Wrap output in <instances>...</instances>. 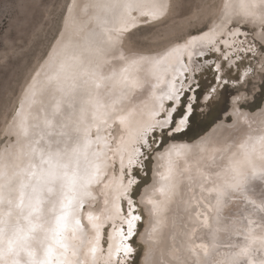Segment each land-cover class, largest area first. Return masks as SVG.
Listing matches in <instances>:
<instances>
[{
    "label": "rangeland",
    "instance_id": "1",
    "mask_svg": "<svg viewBox=\"0 0 264 264\" xmlns=\"http://www.w3.org/2000/svg\"><path fill=\"white\" fill-rule=\"evenodd\" d=\"M69 2L70 0H0V150H2L4 146L8 143V139H9L7 137L8 133L6 132V134L4 135V132L5 130L8 131L10 127L9 124H12V122L15 119L14 117H16V113H18L20 109L19 104H21L20 101H22V98H21L23 97L22 94L24 93L28 84H30L31 79L37 72L42 62H44V60L49 55L51 49L53 48L55 42L57 41L63 29L65 15L68 9ZM252 2H254V0ZM258 2H260V4L261 3L264 4V0H259ZM223 6H224V0H168L169 8H167V11H166L167 13H165L166 15L164 14L162 16L163 18L160 17L156 19V21L154 20V22L152 19L151 20L152 22H151V21H148L146 17H143L141 18V21H140L141 23L138 20L137 21L138 23H136V25L132 27L133 29L132 28L128 29L131 32L126 30L128 32L125 31L119 35V38H120L119 43L116 45V49L114 50V51L118 50V52L117 51L114 52L116 57L113 58V60L112 59L110 60L111 63L122 62L132 56H136L140 54L155 55V56L158 55L157 60L160 61L163 58L161 60L163 61L165 59H168V57H171V55L173 54H176V53L179 54L183 52L182 54L183 56L181 55V57H178V61L182 60V61H179L178 63V66L180 69L177 72H175L174 77L172 75L170 79L172 83V86L170 85V89H169L170 91H179L183 89V91L181 92V94L182 93L183 94L180 95L181 98L179 99L178 104H176L175 111L171 113L170 123L175 124L177 121L180 120L181 117L184 116L185 104L190 102L192 106V112L187 118V128L182 133L170 136L169 134L170 131L168 130V128L165 127L164 125L162 126L159 125V123L164 122L165 113L168 111L169 106L173 102L167 99H162L169 92H166L165 90L166 85L162 88L161 85L157 84L158 83L157 78H144L142 79L143 81L140 79V83L141 82L143 83V84L141 83L142 85H140V83L137 85V86L140 85V87H135L136 86L135 85L133 90H131L132 93L131 92L122 93L121 96L119 95H116L115 97L113 96V98L115 99H112V98L110 99L112 90L111 88L107 86L106 89L107 90L109 89L108 91L110 93L107 92V90L105 89L106 90V92L104 91L105 95H102V105H100L101 103L99 104L101 108L100 106H98L99 109L92 110L89 112V114H87V116H84L85 119L82 125L85 123H86L85 125H88L89 123L87 124V121L89 122L91 118V120L93 121V122L92 121L90 122L91 127L89 128L87 135L84 134L86 137L89 134L90 138H86L84 136L83 142H86V141L88 142V140L89 142L92 141V146H93L92 149L94 151V154L96 153L95 154L96 158L98 157L100 162L107 160L106 162L108 163V166L110 167V170L108 172L110 173V175L108 173L105 174L104 172H102L98 180V182L100 181L99 182L100 185L98 183L95 184L93 186L95 190L93 188L92 192L95 193L96 191L94 196L99 197L101 196V193L100 191H98V189L103 187L104 183H107L109 185L114 184V186L108 185V187H110L109 192L112 193L111 198L113 200V204L112 206H111V203H110V206L109 205L104 206L101 203L102 199L99 200L100 197L99 198L95 197V200L92 199L89 202L87 201L88 203L84 202V204H82L81 209L83 213L85 214L83 215V218H82V211H80L81 214H78L80 218L79 216H77V218H79V220L82 222V223L80 222V226L83 228L81 229V227L79 226L81 231L78 230V233L75 232L78 234V235L76 234L77 236L75 235V233L73 234L72 232L73 228L71 229V226H69L71 224L67 226L68 228L66 227L62 229L61 231L60 229H57L55 218L60 211V202H54L52 206L48 205L46 209H45L44 204H42L41 205V213H42L41 216L39 214L40 217L36 219L38 214L35 212H34L35 215L32 216V222L33 224L36 225V227L32 231L30 235V239H28L30 246L27 245L25 247V254H22L20 256V264H33V262L45 261L47 258L49 259L51 258L50 261H52L53 264H56L57 259L59 257L63 258V261H64L61 264H66V263L68 264V262L69 264H73L75 262H81V264H87V263L88 264H116V263L117 264H122V263L123 264H143L142 258L144 257L145 253L148 250L144 244H141V237L147 225L150 227L151 231H152V227L153 228L155 227L156 223L154 222L155 221L154 219H156L155 217H157V213L151 210L152 204L150 202L148 203L147 201V205L150 204L148 207L150 208L149 211L151 213V217H149L148 215L146 216V213H147L146 208L145 206L142 207L143 205L140 202V199H141L142 189H144L146 186L147 187L150 186L152 183L153 175H154V172H153V162L154 161L153 160H154L155 155L158 153H162L164 150V147H166V145L171 140L192 141L196 139L197 137L201 136L213 124H215L217 121L223 118L225 113L231 109V107L229 108V104L231 103L232 105L233 100H236L237 104L242 110L252 112V113L257 112L263 105L262 103L264 102V25H263L264 23L261 22L258 18L254 19L253 22H250L248 20L249 21L248 23L246 21H245L246 23L245 22L244 23L243 22H231V25H228L226 27L227 29V31L225 29L226 32L221 34L220 32L217 31V28H216L215 30L216 33L213 34L211 33L212 24L217 25L218 27L222 26L221 22H219L220 21L219 18L222 15L221 14L222 11H224L225 9L223 8ZM225 12L223 14L226 15ZM133 13L136 15V11H134ZM240 16L241 18L244 17L242 15ZM250 17L251 16H249V18ZM254 23H258V25L257 24L253 25ZM232 29L235 32H239L238 34L236 33L237 37L234 31L232 32ZM257 30H258V33H257ZM126 33L127 35H125ZM122 34H124V36H122ZM213 35L215 37H213ZM184 36H187V37H184ZM258 38L260 39L258 40ZM226 43H227V46L225 47L224 44L226 45ZM118 46H122L121 49L120 48L117 49ZM122 52L123 54H118ZM120 55L123 56V59L121 58ZM230 60H232V63ZM219 72H222V74ZM146 82H149L148 84H150V87L154 86L155 87V88L153 87L154 90L152 88L150 89L149 85ZM186 87H188V89L190 88L194 89V91H192L191 93V97L189 96V91ZM148 88L150 89L149 93L151 92L154 94L155 92L156 93L158 92L157 96L154 97L156 94L152 95L151 93L150 95L148 93ZM213 89L214 91H212ZM124 90L125 89H123L122 91L124 92ZM139 90L143 92H140ZM146 92L148 94H144ZM130 94L132 95L130 96ZM141 94H142V97H141L142 99L140 102L139 101L140 99L138 97ZM143 94L145 95V97ZM106 95L108 96L109 99L107 98ZM117 96L121 98L119 99ZM136 97H137V100L135 99ZM105 99L106 101L107 100L112 101L111 104L110 102H106ZM143 99H145L146 101ZM149 100L151 102L153 100H156V104L154 106L152 115L151 113L149 114V111H148L149 110L148 107L151 104L145 105L143 102L145 101L146 103L149 104L150 103ZM128 101H131V103H129ZM138 101L140 103H138ZM142 102L144 104L143 106H142ZM137 103L139 104V106ZM95 104L97 107L98 103L94 102V105ZM161 104L163 105V108H161ZM114 105L116 108L114 107ZM122 105L124 106L126 105V106L123 107ZM129 105L133 106V109L135 110H136L135 106L137 105V108L139 107L138 109L142 112V114L144 115V113H146V116L149 117L147 118L146 121L141 122L139 128L136 130L135 140H132L130 142L128 141L125 143V144L128 143L127 146L131 147V149H133L134 147L136 151V154H135L136 159L131 166L126 165V162L124 160L126 158V156H124L126 151L124 153L122 151L123 144L120 143L119 144L121 145L120 147L117 144V140L113 139L115 138L116 131H117L116 128L119 126L118 124H120L121 121L123 123V120H120V119H123L125 117L122 114L123 108L125 109L124 111H126L129 109L130 107ZM103 110L104 112H101ZM99 112L103 113V115L105 114L101 120H100L101 113L99 114ZM87 118L89 119L86 120ZM103 118L105 119L111 118L112 123L106 125L105 128L104 127L100 128L99 124H102V123L104 124L106 121ZM227 119L228 121H231L233 117L229 116ZM241 122H242V126L238 128L239 130H242L243 128L246 127L249 129V131L253 135L254 134L256 135V133L260 134L261 132L262 134L260 135L261 136L260 143L264 144V112L262 114H259L258 116L247 115L242 118ZM85 125H83V127ZM96 129L100 131L98 132L97 130L98 134L96 133V136H95ZM114 130L115 132H113ZM107 133H109L110 135ZM111 135H114V137ZM234 136H235V133L231 134L230 138H234ZM98 137H100L99 140L101 139L100 143L103 141L106 143L109 140L108 142L110 143L108 142L107 143L109 146L110 145L112 146V147H108L109 150L106 149L107 151L106 152L104 150L105 147L103 146V144L101 143L103 146L102 147L98 144L99 142L97 143L101 147V149L105 151V153H108L107 154L108 156L106 155L107 157L102 154L104 153V151L103 152L100 151V147L96 144L97 141L95 140L96 138L98 139ZM243 137L239 139H242V141L245 143L244 141L245 138L249 136H243ZM91 138L92 139L94 138V144H96L95 147L93 145V140H91ZM11 139L13 140L14 136H11ZM113 143L114 144L116 143L114 145L115 147L113 146ZM3 144L4 146H2ZM218 144H220V147L218 146ZM218 144L216 145V147L210 150L211 152L209 151L210 152L208 156L209 158L207 157L208 154L206 155V153L204 154V156H201V155L200 157L197 156L199 158L198 162H200V164L202 163L203 166H201L202 164L198 165L199 163L196 162L198 158L193 159L192 161L184 160L183 165H182V162L176 165L175 171L177 173H179L180 171L182 172L184 171L189 176L190 174L191 176H193L194 174H196L197 171L195 172L194 170L198 166H200V168H203L204 166L205 168L206 167L208 168V166L209 165L211 166L212 163H214L216 167L222 166L221 167L222 169L219 167L221 171L226 170L227 166L223 164V161H225V158L227 159L229 157V155L231 154V150L229 149H231V146L232 145L234 146L235 143L233 141L232 142L230 141L228 143L229 145L226 144V142L218 143ZM221 145L223 146V149H221L222 148ZM117 146L119 148L116 149ZM110 149L111 150L113 149V152ZM217 149H220V150H217ZM261 149H264V145L261 147ZM228 151H229V154H228ZM215 152L217 155L211 156L213 153L215 154ZM218 153L219 154L221 153L222 155L221 154L218 155ZM101 154H102V158L105 157V160H103L102 158H101L102 160L100 159ZM223 155H225V157ZM210 156H211V159H210ZM217 156L218 158L222 157V160L220 158L218 159ZM109 158L111 159L109 160ZM118 159H119V162L121 161L123 162L120 164L118 162ZM209 159H210V162L212 161L211 163L209 162ZM109 161H111L112 165L110 164ZM216 161L218 163H216ZM220 161L222 162V164ZM187 162L189 163V165H191L192 170L194 172H192L188 168L189 165H187L188 164ZM107 163L102 162L101 164L105 166L107 165ZM208 163L210 164L208 165ZM127 166L129 168H127ZM200 168L198 167L197 170L198 171L205 170V168L203 169H200ZM250 168L248 167V169ZM263 168H264L263 166L261 168L260 167L252 168L251 170L252 174H256V176L250 174L249 176L250 183L249 182L247 183L248 186H246L245 185L246 183L243 182L244 179L241 181L242 176H241V179L239 176V179L238 178L237 180L233 179L232 181L226 182L224 185L221 183L222 181L219 182L222 188H220L221 190H218V195L220 197L218 196V199L215 200L217 202L214 201L215 204L213 203L215 212L212 213L211 215L212 218H210V219H213V223L211 220V226L209 228H205L202 233V238L206 239L207 243L210 244L209 245V248H210L209 255L205 256L206 258L201 257V259H203L205 263L207 264H234V263L244 264V262L246 261L245 264H251V263L260 264L262 262V260H259V262H255L254 261L255 258L253 257H257L258 255V252H255L257 251L256 248H259L261 244H264V234H262L264 233V230H263L264 229V218H263L264 217V210H263L264 202H261V200L264 201L263 200L264 195L261 196V194H263V191H264L263 189L264 188V172H263L264 170H262ZM129 169L130 171H128ZM187 170L188 172H186ZM95 171H96V168H95ZM184 172L183 174H185ZM164 173L165 171L161 170L160 174H157L156 179L157 180L163 179ZM253 177L255 178L254 179L255 181H253L254 183L252 182ZM122 180H124L123 181L124 184H122L123 183L121 182ZM238 181L239 183H237ZM247 181L248 180H246V182ZM125 183L127 186L125 185ZM228 184L230 186H228ZM241 187L242 188L245 187L246 189L245 188L242 189ZM248 188H250L251 190ZM260 188H262V190ZM231 189H234L233 192L235 193L237 191H240L241 193H243V196L238 197L239 199L237 201L238 202L237 204H239L240 209L238 210V212H236V214L233 215L235 220L237 219L236 221H238L239 219H243V220L238 221V223L241 224V226H239L240 230L236 232L232 236V238L229 237V234L227 232L228 227H231L230 223L225 222L224 213H222V208H224V206L228 205V203L230 202V199L227 198V200H225V198L227 197V193L230 192ZM123 190H125L124 196L119 197L120 193ZM256 190L258 192L257 195L255 197H250L251 195L250 193ZM258 190L259 191L261 190V193H259ZM154 191H156V188L151 191V197L153 194L152 192ZM248 191H251V192L249 193ZM129 197L131 200H129ZM145 199L147 198L145 197L144 200ZM261 204L263 205V207ZM261 207H262V212H261L262 214L259 212L261 211ZM116 208H119L120 210V212L118 213V217L111 216L110 219L106 220L107 214H109V212L111 211L114 212ZM44 209L47 210L49 213L45 212ZM177 211H178V207L176 208L175 212L177 213ZM129 213H131V215H129ZM100 214L101 216H99ZM97 216L101 218H98ZM133 216H138L139 219L132 220L135 222L134 223L135 225L131 229V233H130L131 235H130L128 231V227H129L128 221L131 220ZM89 217H91V219H89ZM99 219L100 221H98ZM150 220L152 221V223ZM97 221L100 223H98ZM83 222L85 223L83 224ZM254 223L256 225H253ZM43 224H44V227H43ZM82 224L85 225V227L82 226ZM86 224H88V227H86L87 226ZM91 227H93L95 230L89 231ZM223 227L225 228L226 233L222 231L224 229ZM67 229H69L68 230L69 233L66 232ZM214 229L218 230L219 232H216V230ZM258 230H261V231L263 230V232L258 231ZM185 231H186L187 236H189L188 235L189 230H185ZM220 231L224 232L225 235L224 233H220ZM206 232L207 233L210 232V234L206 235ZM253 232L254 234H256V236L253 234ZM256 232L257 233L259 232L258 233L259 235ZM120 233L123 234L122 244L125 250L122 249L121 251L119 250L116 254H113L114 253L113 247L115 244V239L118 236H120ZM67 234H69V237H67L68 236ZM251 235H254V236L252 237ZM235 236L236 237L239 236L240 238L238 237L236 239ZM72 237H76L77 239L75 240ZM225 239H227V242ZM60 240H64L65 242L60 241ZM89 241L91 243H89ZM248 241L249 243L252 242L250 243L251 248L248 247L249 246V244H247ZM189 242H190V239H189ZM243 242H247V243L246 244L244 243L243 245ZM152 244L154 245V247L152 246ZM227 244L230 245V247H227ZM254 244L255 246H253ZM218 246L219 247L222 246L221 251H224L223 256L222 254H220L221 257L219 255V258L217 256L218 255L217 251L219 250ZM233 246L235 247L233 248ZM75 247H76V252H78L77 254L73 252ZM83 247H86V248H83ZM237 247L239 251L241 249V252H243L242 256L240 252L239 257H237V253H239L237 252L238 251ZM48 248H51V254L47 253L46 250ZM55 248L56 249L58 248V249L56 250ZM214 248L216 249L214 250ZM156 251H157V241H155L154 239L153 243H151V248H150L151 256ZM249 251L252 253H249ZM245 252L246 253L248 252L250 255L246 254ZM253 252L255 255L253 254ZM79 253L80 255H78ZM82 253L84 254L83 256H82ZM240 256L241 257L244 256V257L240 259ZM70 257L73 259H71ZM181 257L182 255L180 256L179 259H174L172 261L175 262L177 260L176 262L178 263L182 262L183 260L181 259ZM247 257L249 258L247 259ZM86 259L88 261V262L86 261L87 263L85 262ZM123 261L124 262L126 261V262L124 263ZM172 261H171V264L173 263ZM173 264H177V263H173ZM262 264L264 263L262 262Z\"/></svg>",
    "mask_w": 264,
    "mask_h": 264
},
{
    "label": "bare ground",
    "instance_id": "2",
    "mask_svg": "<svg viewBox=\"0 0 264 264\" xmlns=\"http://www.w3.org/2000/svg\"><path fill=\"white\" fill-rule=\"evenodd\" d=\"M252 1L253 0H224L223 8H225V9H224V11H222V13H221L222 15L219 18V20H220L219 22H221L222 26L218 27L217 25L212 24L211 25V28H212L211 33H213V34L216 33L215 32L216 28H217V31L220 32L221 34L226 32L227 31L226 27L228 25H231V22H243L244 23L246 21L248 23L249 21L253 22L254 19L258 18L261 22L264 23V4H262V3L260 4V2H258L259 0H254V2H252ZM169 7H168V0H70L69 5H68V9H67V12L65 15L63 29H62L57 41L55 42L53 48L51 49L49 55L44 60V62H42V64L38 68L37 72L35 73V75L31 79L30 84H28L27 88L25 89L24 93L22 94L23 95V97H21L22 101H20L21 104H19L20 109H19L18 113H16V117H14L15 119L12 122V124H9L10 127H9L8 131L5 130V132H4V135L6 134V132L8 133L7 137L9 139H8V143L5 146H4V144L2 145V146H4V148L2 150H0V197H2L3 201H4L3 203H0V219H2L5 222V224L0 225V227H6L7 228L6 237H9V238L12 236V233L14 230H18L17 234L21 237V239L18 242V244L13 245L12 251L5 250V251L0 252V264H20V256L22 254H25V247L27 245H29L28 239H30V235H31L32 231L28 230L29 229V222H28V220H26L24 218L28 214V209H27V207H23V208L17 207V205L20 204V201H21V192H22L21 186L22 185H27V187H25L23 189V193H24L23 201H24L25 206L28 204V199H29V195L31 194L32 186L36 182V176H33L32 173L35 172V173L39 174L40 169H41V164H40L41 150H43L44 153H47L50 150L49 149V143H50L51 151L55 152V151L59 150L61 152V155L63 156L64 152L71 154L73 149L82 148L84 143H85V142H83V138L85 135H87L89 128L91 127L90 122L92 121L90 118L89 122L87 121V124L88 123L89 124L85 125L86 124L85 123V124H83V125H85L83 127L82 123L84 122V119H85L84 116H87V114H89V112L92 110L99 109L98 106L102 105V95H105V92L107 90L106 89L107 86L109 88H111V90H112L110 99L111 98L115 99V98H113V96L114 97L116 95L121 96L122 93H130V92L132 93L131 90H133L135 85H136L135 87H140V85L143 84L142 82H141L142 84L140 83V79L142 80L144 78H157L158 79L157 84L161 85L162 88L166 85L165 86L166 92H170V90H169L170 85L172 86L170 79H171V76L173 75V77H174L175 72H177L180 69L178 66V63H179V61H182V60L178 61V57H181L183 52H181L179 54H177V53L173 54V55H171V57H168V59L161 61L163 59L162 58L160 60L161 62L159 60H157L158 55L155 56V55H143V54L132 56L130 58L127 57L128 59H126L125 61H122V62H118V63H111V61H110L111 59L113 60V58L116 57L114 52H116V51L118 52V50H116V51H114V50L116 49V45L119 43V39H120L119 35L122 32H125L126 30L135 26L136 23H138L137 21L139 20V22H140L141 18H143V17H146L148 19V21H151L152 19H153V22H154V20L156 21V19L162 17L165 13H167L166 11H167V8H169ZM134 11H136V15L133 13ZM224 12L226 13V15L223 14ZM240 15H242L244 17L241 18ZM249 16H251L252 18L251 17L249 18ZM258 23H254L253 25H255V24L258 25ZM143 24H144V22H143ZM214 24H215V22H214ZM262 24H260V25H262ZM225 29H226V31H225ZM128 31L131 32L130 30H128ZM128 31H126V32H128ZM233 31L234 30L232 29V32ZM234 33L238 34L239 32L234 31ZM257 33H258V30H257ZM228 34H229V32H228ZM237 34H236V37H237ZM125 35H127V33ZM122 36H124V34H122ZM224 36H225V34H224ZM258 36H259V34H258ZM184 37H187V36H184ZM199 37H201V36H199ZM213 37H215V36L213 35ZM231 38H233V37H231ZM122 39H123V37H122ZM259 39L260 38H258V40ZM198 41H200V40H198ZM122 42H123V40H122ZM187 43H188V41H187ZM227 43H226V45L224 44L225 47L227 46ZM123 45H124V43H123ZM230 45H232V44H230ZM121 47L122 46H118L117 49H119V48L121 49ZM141 51H143V50H141ZM229 52H231V51H229ZM118 54H123V52L118 53ZM116 55H117V53H116ZM121 58L123 59V56H121ZM124 59H125V57H124ZM118 61H120V60H118ZM230 61L232 63V60H230ZM61 65L64 66L63 72H59ZM187 66H188V64H187ZM58 72H59V75H58ZM219 73L222 74V72H219ZM57 80L61 81V84L63 87L62 92L54 90L53 86L56 84ZM194 82H195V80H194ZM139 83H140V85L137 86ZM146 83L148 84L149 82H146ZM148 85L150 87V84H148ZM184 86H185V84H184ZM153 87H150V89L152 88L154 90L155 87L154 88ZM186 88L188 89V87H186ZM123 89H125L124 92L122 91ZM150 89L148 88V93H149ZM108 90H107V92H109ZM140 90H142V89H140ZM144 91H146V90H144ZM136 92H137V90H136ZM140 92H143V91H140ZM109 93H108V95H109ZM148 93L146 92L144 94H148ZM157 93L156 92L154 93V94H156L154 97L157 96ZM136 94H134V95H136ZM151 94L154 95L153 93H151ZM131 95L132 94H130V96ZM158 95H160V94H158ZM119 96H117V97L119 98ZM117 97H116V99H117ZM141 97H142V94L138 97L140 99V100L138 99L140 102L142 99ZM144 97H145V95H144ZM107 98H108V96H107ZM135 99L137 100V97ZM143 100H145V99H143ZM57 101H59L60 108H59V111L56 113V115L53 116L52 110H53ZM105 101H106V99H105ZM116 101H118V100H116ZM126 101H127V99H126ZM139 101H138V103H140ZM145 101H143L145 105L151 104L148 107L149 108L148 111H149V114L151 113V115H152V112L154 110V106L156 104V100H153L152 102L149 100L150 101L149 104L146 103ZM94 102L98 103L97 107H96V104L94 105ZM106 102H110V104H111L112 101L107 100ZM106 102H105V104H106ZM128 102L131 103V101H128ZM143 102H142V106L144 105ZM117 104H115V105H117ZM133 104H135V103H133ZM115 105H114V107H115ZM122 106L125 107L126 105L125 106L122 105ZM138 106H139V104H138ZM140 106H141V104H140ZM100 108H101V106H100ZM135 108H136V110L133 109V106H130L129 109L126 111H124L125 109L123 108V111H122L123 113L122 112L121 113L126 118L124 117L123 119H120V120H123V123L121 121V123L118 124L119 126L116 128L117 131H116L115 138H113V139L117 140L118 146L121 147V145H119V144L120 143L123 144L122 151H123V153L126 151V153L124 155V156H126V158L124 160L126 162V165H129V166H131L136 159L135 158L136 151H135L134 147H133V149H131V147L127 146L128 143L127 144H125V143L128 141L130 142L132 140H135L136 130L139 128L141 122H144L147 120V118H149L146 116V113H144V115L142 114V112L138 109L139 107L137 108V105L135 106ZM229 111L225 113L223 118H221L219 121H217L215 124H213L205 133H203L201 136L197 137L196 139H194L192 141L171 140L166 145V147H164V150L162 153H158V154H156L157 152L155 153L156 155H155L154 160H153L154 161L153 162L154 175L152 174L153 180H152V183L150 186H148V187L146 186L144 189H142L141 199H140V202L143 205L142 207L145 206V208H146V211H147L146 216L148 215L149 217H151V213L149 211L150 208L148 207L150 204L147 205V201H148V203L150 202L152 204L151 210H153L157 213V217H155L156 219H154L155 220L154 222L156 223L155 227L154 228L152 227V231H151L150 227L147 225L146 228L144 229V232H143L142 237H141V244H144L148 250L145 253L144 257L142 258L143 264H171L172 260L179 259L181 255H182L181 259L183 260V261L181 260L182 262L178 263V262H176L177 260L175 262H173V261L172 262L177 263V264H207L203 261V259H201V257H205V256L209 255V253H210L209 245L210 244L207 243L206 239L202 238V233H203V230L205 228H209L211 226V220L213 223V219H210V218H212L211 217L212 213L215 212V208H214L213 203L216 199H218V196H219L218 190H221L220 188H222L221 185L219 184V182L222 181L221 183L224 185L226 182L232 181L233 179H236V180H237V178L239 179V176L241 179V176H242L241 181L244 179L243 182H245L246 183L245 185L248 186L247 183L248 182L250 183L249 176H250V174H252V171H251L252 168H256V167L261 168L262 166L264 167V149H261V147L264 144L260 143L261 142V136L260 135L262 133L260 132V134L256 133V135L255 134L253 135V134H251L249 129L246 127L243 128L242 130L238 129L239 127L242 126L241 120L243 117H245L247 115L258 116L259 114H262L264 112V104H263V106H261V108L257 112L252 113V112L242 110L239 107V105L237 104L236 100H233L232 105H231V109ZM101 112H104V110ZM101 112H99V114ZM159 114H161V113H159ZM104 115H103V113H101L100 120L102 119V117H104ZM155 115H157V114H155ZM229 116L233 117V119L231 121H228V119H227ZM45 119L50 121V124L48 125V127H45V125H44ZM88 119L89 118H87L86 120H88ZM103 119L106 121L104 124L102 122H100V123H102V124H99L100 128L101 127L105 128L106 125L112 123L111 118H107V119L103 118ZM153 123H154V121H153ZM164 124H165V121L163 123H159L160 126H162ZM181 127H182L181 131L169 132L170 136L184 132L187 128V121L185 123L181 124ZM153 129H154V127H153ZM163 129H165V128H163ZM97 130L98 129L95 130L96 132L93 130L95 132V136H96V133L98 134V132L100 131V130H98V132H97ZM142 130H143V128H142ZM92 132H91V134H92ZM113 132H115V130ZM233 133H235L234 138H230L231 134H233ZM107 134H109V133H107ZM11 136H14L13 140L11 139ZM111 136L114 137V135H111ZM243 136H249V137L245 138V140H244L245 143L242 141V139H239ZM86 138H90L89 134ZM99 138L100 137H98V139L96 138V140H95V141H97L96 144L98 142H99L98 144L100 146H102V144H103V146L105 147L104 148L105 151H106V149L109 150L108 147H112L111 145L110 146L108 145V143H110V142H108L109 141L108 139H107L108 141L106 140L108 143L107 142L105 143L102 140L103 142H101L102 143L101 144L100 143L101 139L99 140ZM101 138H103V137H101ZM107 138H109V137H107ZM111 139H112V137H111ZM91 140H93V145L95 147L96 144H94V138L93 139L91 138ZM230 141L231 142L233 141L235 144H234V146L233 145L231 146V149H229V150H231V154L229 155V157L227 159L225 158V161H223V164L226 165L228 169L226 168V170L221 171L220 168L222 166L221 167L219 166L220 168L216 167V165L214 163H212L211 166L209 165L212 162V161L210 162L211 156L217 155L215 152V154L213 153L210 156V159H209L210 163H208V165L210 167L208 166L209 169L206 167L208 170L204 166L203 167V168H205L204 171H202V170L198 171L197 168L198 167L200 168V166H198L194 170L195 172L197 171L196 174H194L193 176H191V174H190L191 177L187 173H185L184 171L183 172L185 174H183L182 171H180V172L178 171L179 173H177L175 171L176 165L179 164L180 162H182V165H183L184 160H187V161L191 160L192 161L193 159L198 158L197 156H199V157H200V155L204 156L205 153H206V155L208 154L207 155V157H208L210 152H211L210 150L213 149L214 147H216V145L218 143H223V142L225 143L226 142V144H228ZM147 142H148V140H147ZM115 144L113 143V146ZM118 146L116 147V149L119 148ZM218 146L220 147V144H218ZM92 148H93L92 141L89 142V140H88L87 157H88L89 161H91V163H92L93 170H94V177L92 179V182L87 187L86 191L88 194L86 196L82 197V201H83L82 204H84V202H87V201L89 202L92 199L95 200V197H98V196H94L96 191H95V193L92 192L93 191L92 189L94 188L93 186L97 183L99 184L100 181L98 182V180H99L100 174L102 172H104L106 174L110 170V167L108 166V163L106 162L107 160H105V157L102 158V154L106 156L108 153H105V151L102 150L100 147V151H102V152L104 151V153H105V154L102 153L101 156L99 155L100 159L102 158L103 160H105L102 162L107 163V165L104 166L103 164H101L102 162L99 161L98 157L96 158V156H95L96 153L94 154V151ZM221 149H223V146ZM214 150H216V149H214ZM217 150H220V149H217ZM111 151L113 152V149ZM108 152H110V151H108ZM220 154L218 153V155H220ZM228 154H229V151H228ZM225 155H227V154H225ZM225 155H223V156L225 157ZM109 156H111V155H109ZM217 158H218V156H217ZM110 159L111 158H109V160ZM200 159H202V158H200ZM220 159L222 160V157ZM206 160H208V159H206ZM212 160H214V159H212ZM111 161H109V162L112 165ZM198 161H199V158H198V160H196V162H198ZM63 162H66V160H61V163H63ZM118 162H119V159H118ZM122 162L123 161H121L119 163L121 164ZM201 162H202V160H201ZM198 163H199L198 165L202 164V163L200 164V162H198ZM216 163H218V162L216 161ZM191 164H192V162H191ZM205 164H207V163H205ZM221 164H222V162H221ZM187 165H189V163ZM201 166H203V164ZM44 167L46 168L47 165H44ZM190 167H191V165H189L188 168L192 172H194L192 170V167L191 168ZM248 167L249 168L252 167V168L248 169ZM95 168H96V171H95ZM127 168H129V167L127 166ZM203 168H200V169H203ZM223 168H225V167H223ZM161 170L165 171V173L163 175L164 177L162 176L163 179L157 180L156 179L157 174H160ZM262 170H264V168ZM67 171L69 172V174H71L73 171H76V169L73 165H70L69 168L67 169ZM128 171H130V169ZM186 172H188V170ZM192 172H190V173H192ZM180 173H182V174H180ZM108 174L110 175V173H108ZM252 175L256 176V174H252ZM120 176H122V175H120ZM158 177H159V175H158ZM254 177H253L252 182L255 181ZM260 177H261V175H260ZM246 180H248V181L246 182ZM123 181L124 180H122L121 182H123ZM237 183H239V181ZM122 184H124V182ZM130 184H131V182H130ZM108 185L109 184L104 183L103 187L98 189V191H100V193H101V196H99L100 198L99 197L98 198H99V200L102 199L101 203L104 206H107V205L110 206V203L112 206V204H113V200L111 198L112 193L109 192L110 187H108ZM125 185H126V183H125ZM109 186H114V184L113 185L110 184ZM228 186H230V185L228 184ZM51 187L53 188V191L51 193H49L47 191H45L43 193V200L45 202L43 204L45 206V209L48 205L52 206V204H54V202H60V182L57 181L55 184L51 185ZM245 187H243V188H245ZM155 188H156V191L152 192L153 194L151 197V191L154 190ZM248 189H250V188H248ZM260 189L262 190V188H260ZM94 190H95V188H94ZM233 190L234 189H231L230 192L227 193V197L225 198V200H227V198L230 199V202L228 203V205H225L224 208H222V213H224V220H225V222L230 223V226H231V227H228V230L226 229L228 234H229V237H231V238L236 232H238L240 230L239 226H241V224H239L238 221L243 220V219H239L238 221H236L237 219L235 220V218L233 217V215L236 214V212H238V210L240 209L239 204H237L238 203L237 201L239 199L238 197L243 196V193H241L240 191H237L235 193V192H233ZM261 190L260 191L258 190L259 193H261ZM124 191L125 190H123L120 193L119 197L124 196V194H125ZM248 192L250 193L251 191H248ZM248 192H247V194H248ZM257 193H258L257 190L253 191L252 193H250L251 194L250 197H255L257 195ZM96 195H98V194H96ZM117 195H116V197H117ZM262 195H264V191H263V194H261V196ZM145 197L148 200L147 199L144 200ZM121 199H123V198H121ZM129 200H131L130 197H129ZM8 201H11V204H9ZM215 202H217V201H215ZM261 202H264V201L261 200ZM253 205H254V203H253ZM89 206H90V204H89ZM140 206H141V204H140ZM258 206H260V205H258ZM177 207H178V211L176 213L175 210ZM262 207H263V205H262ZM262 207H261V211L258 210L260 213L262 212ZM257 209H259V208H257ZM80 211H82V209H80ZM80 211L78 214H81ZM42 212H43V210H42ZM45 212H48V211L45 210ZM119 212H120L119 208H116L114 212H112V211L109 212V214H107V216H106V218H107L106 220L110 219L111 216L118 217ZM219 213H221V212H219ZM84 214L85 213H83V211H82V218H83ZM255 214H257V213H255ZM33 215H35V214L33 213L32 216ZM258 215H259V213H258ZM40 216H41V214H40ZM46 216H48V215H46ZM77 216H79V215H77ZM77 216H76V218H77ZM99 216H101V214ZM79 218H80V216H79ZM79 218H77V219H79ZM98 218H101V217H98ZM128 218H129V216H128ZM31 219H32V217H31ZM156 220H158V221H156ZM177 220H179V221H177ZM84 221H85V219H84ZM98 221H100V219ZM246 222H248V221H246ZM38 223H39V221H38ZM84 223L85 222H83V224ZM98 223H100V222H98ZM134 223L135 222L132 221V228L135 225ZM151 223H152V221H151ZM228 223H226V224H228ZM83 224H82V226L85 227V225H83ZM86 225H87L86 227H88V224H86ZM253 225H256V224L254 223ZM69 226H71V229L73 228L72 229L73 234L75 232L78 233V230L81 231V229L83 228L79 225L81 227V229H80L79 226H75L74 224H71ZM43 227H44V224H43ZM214 227H215V225H214ZM245 228H246V226H245ZM68 230L69 229H67L66 232L69 233ZM94 230L95 229L93 227H91V229L89 231H94ZM185 230H189L188 231L189 236H187ZM214 230H216V229H214ZM219 230H221V229H219ZM263 230L262 231L258 230V231L263 232ZM205 231H207V230H205ZM222 231L225 232V228ZM210 232L209 233L206 232V235L210 234ZM216 232H219V231L216 230ZM224 232L220 231V233H224ZM254 232H253V234H254ZM77 233H75V235ZM225 233H224V235H225ZM262 234H264V233H262ZM67 235H68L67 237H69V234H67ZM85 235H86V233H85ZM93 235H94V233H93ZM254 235L256 236V234H254ZM254 235H251V236L253 237ZM61 236H63V235H61ZM238 237L239 236H237L236 239ZM247 237H248V235H247ZM262 237H263V235H262ZM72 238H74L75 240L77 239L76 237H72ZM122 238H123V234L120 233V236H118L115 239V244L113 247V249H114L113 254H116L119 250L120 251L122 249L125 250V248L122 244ZM254 238H256V237H254ZM257 238H259V237H257ZM154 239H155V241H157V251L155 253H153L151 256L150 248H151V243H153ZM189 239H190V242H189ZM225 240L227 242V239H225ZM60 241H64V240H60ZM89 243H91V242L89 241ZM244 243L246 244L247 242H243V245H244ZM250 243H252V242H250ZM250 243L248 241V243H247V244H249L248 247H250ZM99 244H100V242H99ZM154 244H155V242H154ZM213 245H215V244H213ZM219 245H221V244H219ZM152 246L154 247L153 244H152ZM222 246L221 247L218 246L220 251L217 248L218 258H219L220 254H222V256H223L224 251H221ZM240 246H241V244H240ZM253 246H255V244ZM2 247L4 249H6L7 245L5 244ZM55 247H57V246H55ZM227 247H230V245L227 244ZM234 247L235 246H233V248ZM35 248H37V247H35ZM51 248H53V247H51ZM83 248H86V247H83ZM83 248H82V250H83ZM250 248H248V249H250ZM215 249L216 248H214V250ZM237 249H238V247H237ZM256 250L257 251H255V252H258V255H257V257H253V258H255L254 261L259 262V260H262V262L264 263V244H261V246L259 248H256ZM250 251H249V253H252ZM73 252L76 254L78 253V252H76V247L73 250ZM182 252H184V253H182ZM237 252H239V253H237V257H239L241 249H240V251L238 249ZM249 253L247 252L246 254H249ZM85 254H86V252H85ZM253 254H254V252H253ZM78 255H80V253ZM83 255L84 254L82 253V256ZM230 255H231V253H230ZM242 255H243V252H241V256ZM39 256H40V254H39ZM241 256H240V259H242L244 257V256L243 257H241ZM220 257H221V255H220ZM36 258H34V259H36ZM248 258L249 257H247V259ZM50 259L47 258L45 260V261H47V264H53L52 261H50ZM71 259H73V258H71ZM86 261H87V259L85 260V262ZM238 261H240V260H238ZM244 261H245V259H244ZM38 262H40V261H38ZM62 262H64L63 258L59 257L57 259L56 264H61ZM112 262H113V260H112ZM245 262H244V264H245ZM262 262L260 264H262ZM68 264H69V262H68ZM73 264H81V262H75Z\"/></svg>",
    "mask_w": 264,
    "mask_h": 264
},
{
    "label": "snow or ice",
    "instance_id": "3",
    "mask_svg": "<svg viewBox=\"0 0 264 264\" xmlns=\"http://www.w3.org/2000/svg\"><path fill=\"white\" fill-rule=\"evenodd\" d=\"M64 66L61 65L59 72H63ZM58 72V75H59ZM55 91H63V87L61 81L57 80L56 84L53 86ZM183 89L179 91H170L162 99H167L172 101L173 103L169 106L168 111L165 113L164 126L168 128L170 132H178L182 130L181 124L187 121L188 116L191 114L192 106L191 103L185 104V113L184 116L180 118L175 124L170 123L171 121V113L175 111L176 104L179 102L180 95ZM189 96L191 97L192 91L194 89H188ZM214 91V89L212 90ZM60 104L59 101L56 102L52 115L55 116L59 111ZM161 108L163 105L161 104ZM50 121L45 119L44 125L48 127ZM87 147L88 142L86 141L82 148L73 149L72 153L69 154L64 152L63 156L59 150L53 152L51 151V145L49 143V151L44 153L41 150L40 153V164L41 169L39 174L33 172L32 175L36 176V182L32 186L31 194L29 195L28 204L25 206L23 201V189L27 187V185H22L21 192V201L17 207H27L28 214L24 218L29 222V231H33L36 227L32 222V214L35 212L38 214L37 219L39 218V214L41 213V205L44 203L43 193L45 191L51 193L53 188L51 185L55 184L57 181L60 182V211L55 218V223L57 229H64L69 224H74L75 226L80 225V220L76 218L81 207H82V197L86 196L87 187L92 182L94 177V170L91 161H89L87 157ZM61 160H66V162L61 163ZM44 165H47L45 168ZM70 165H73L76 171H73L71 174L67 171ZM3 198L0 197V203H3ZM11 204V201H8ZM131 215V213H129ZM91 219V217H89ZM139 219L138 216H133L131 220L128 221V231L131 233L132 228V220ZM5 222L0 219V225H4ZM7 228L0 227V252L2 251H12L13 245L18 244L21 237L17 234L18 230H14L12 236L6 237ZM7 245V248L4 249L2 246ZM48 254H51V248L47 250ZM33 264H47V261L33 262Z\"/></svg>",
    "mask_w": 264,
    "mask_h": 264
},
{
    "label": "water",
    "instance_id": "4",
    "mask_svg": "<svg viewBox=\"0 0 264 264\" xmlns=\"http://www.w3.org/2000/svg\"><path fill=\"white\" fill-rule=\"evenodd\" d=\"M262 104H264V102L262 103ZM263 106V105H262ZM231 107V103L229 104V108Z\"/></svg>",
    "mask_w": 264,
    "mask_h": 264
}]
</instances>
